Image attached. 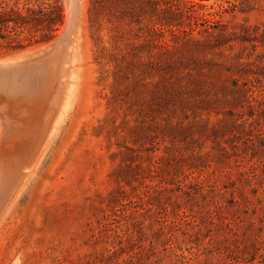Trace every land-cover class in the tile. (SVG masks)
<instances>
[{
    "label": "rangeland",
    "instance_id": "rangeland-1",
    "mask_svg": "<svg viewBox=\"0 0 264 264\" xmlns=\"http://www.w3.org/2000/svg\"><path fill=\"white\" fill-rule=\"evenodd\" d=\"M67 1L0 63L49 49ZM76 20L52 73L1 94L0 177L21 175L0 264H264V0H80Z\"/></svg>",
    "mask_w": 264,
    "mask_h": 264
},
{
    "label": "trees",
    "instance_id": "trees-1",
    "mask_svg": "<svg viewBox=\"0 0 264 264\" xmlns=\"http://www.w3.org/2000/svg\"><path fill=\"white\" fill-rule=\"evenodd\" d=\"M63 21L61 0H0V38L15 48L52 40Z\"/></svg>",
    "mask_w": 264,
    "mask_h": 264
},
{
    "label": "water",
    "instance_id": "water-1",
    "mask_svg": "<svg viewBox=\"0 0 264 264\" xmlns=\"http://www.w3.org/2000/svg\"><path fill=\"white\" fill-rule=\"evenodd\" d=\"M72 1H73L72 16L66 22L64 30H62L60 34L53 40L49 49H46L43 52L41 51L36 56H32L25 59H18L16 61L0 63V87H2L4 90L7 91L8 84L10 83H16L15 85L22 84L21 82L22 78H26L28 79V81H32L34 77H38V75L42 73L48 75L52 67L51 66L52 62L55 61L56 59H61L65 55V50L71 42L70 34L76 23V18L79 10V4H78L79 0H72ZM66 3L68 6L67 0ZM36 88H38V86H36ZM36 92L38 93V91ZM24 99H27V96L23 97V102L26 101ZM1 101H2L0 102L1 106H4L6 104L5 100H1ZM25 108H26L25 106H22V108L18 110H25ZM1 186L2 185H0V194H1Z\"/></svg>",
    "mask_w": 264,
    "mask_h": 264
},
{
    "label": "bare ground",
    "instance_id": "bare-ground-1",
    "mask_svg": "<svg viewBox=\"0 0 264 264\" xmlns=\"http://www.w3.org/2000/svg\"><path fill=\"white\" fill-rule=\"evenodd\" d=\"M72 1V0H71ZM82 1V0H81ZM79 3H80V0H79ZM78 3V4H79ZM72 4H73V1H72V3H71V6H72ZM69 10V9H68ZM68 12H70V11H68ZM71 15V14H70ZM77 19V18H76ZM77 21V20H76ZM76 25V24H75ZM76 28V27H75ZM75 28L73 29V32L75 31ZM72 34V33H71ZM73 37V36H72ZM71 37V38H72ZM71 43V42H70ZM69 49V48H68ZM73 51V50H72ZM69 52H70V50H69ZM73 54V53H72ZM66 56V55H65ZM66 58V57H65ZM70 60V59H69ZM63 61H65V60H63ZM63 61H61V62H63ZM68 63V62H67ZM58 64V63H57ZM74 64V63H73ZM72 64V65H73ZM61 65V64H60ZM55 66V65H54ZM53 66V67H54ZM56 67V66H55ZM58 67V66H57ZM62 68H63V71H64V67H60V69L62 70ZM66 68V67H65ZM53 69V68H52ZM56 69V68H55ZM54 69V70H55ZM70 71V70H69ZM74 70H72V72H73ZM49 72H51V71H49ZM72 72L69 74L68 73V75H70L71 76V74H72ZM52 73V72H51ZM53 74H56V72L55 73H53ZM53 74H52V76H53ZM59 74V73H58ZM57 74V75H58ZM74 74V73H73ZM56 75V76H57ZM59 75H61V74H59ZM58 75V76H59ZM63 75V74H62ZM51 76V75H50ZM48 77V76H47ZM46 77V78H47ZM55 77V76H54ZM62 78V79H61ZM60 79L61 80H63V76L61 77ZM38 79V78H37ZM59 79V78H58ZM66 81V80H65ZM48 82V81H47ZM51 81H49V83H50ZM54 83V82H53ZM52 83V84H53ZM8 84V83H7ZM16 83H10V84H8V86H7V91L6 90H4L2 87H0V101L1 100H3V98L4 97H1V94H4L5 95V98L7 99V98H11V97H13V96H15L16 95V93H17V85H15ZM45 84H47V83H45ZM49 85V84H48ZM43 86H44V84H43ZM42 86V87H43ZM45 86H47V85H45ZM51 86H55V85H51ZM41 87V88H42ZM61 87V86H60ZM50 88V87H49ZM52 88V87H51ZM38 89V88H37ZM58 89V88H57ZM68 89V88H67ZM51 90V89H50ZM49 90H47V92H48ZM52 91V90H51ZM54 91H55V89H54ZM53 91V92H54ZM19 93V92H18ZM55 93H57V92H55ZM21 95H23V94H21ZM26 95V94H25ZM24 95V96H25ZM44 95H46V94H44ZM52 95H53V93H52ZM55 95H58V94H55ZM11 96V97H10ZM54 96V95H53ZM27 97H28V95H27ZM50 97V96H49ZM67 97V96H66ZM15 98V97H14ZM16 98H17V96H16ZM11 99H13V98H11ZM20 99V98H19ZM67 99V98H66ZM15 100V99H14ZM23 100V99H22ZM35 100V99H34ZM12 101V100H11ZM19 101V100H18ZM51 101H53L52 103H54V99H52ZM28 102V101H27ZM36 102H38V101H36ZM7 103V102H6ZM12 103V102H11ZM18 103V102H17ZM25 103V102H24ZM24 103H23V105H24ZM39 103V102H38ZM42 103L43 102H41V105H42ZM49 103H51V102H49ZM48 103V104H49ZM19 104V103H18ZM21 104V103H20ZM37 104V103H36ZM45 104V103H44ZM56 104V103H55ZM7 105H8V103H7ZM40 105V104H39ZM46 105V104H45ZM53 105V104H52ZM22 106V105H21ZM54 106V105H53ZM1 107V106H0ZM37 108H38V106H36ZM35 107V108H36ZM40 107V106H39ZM46 107V106H45ZM64 107V106H63ZM4 108H6V107H3V109ZM36 108V109H37ZM65 108H67V107H65ZM64 108V109H65ZM2 109V108H1ZM41 109L43 110V107L41 106V108H40V110L39 111H41ZM45 110V109H44ZM1 111V110H0ZM12 111V110H11ZM16 111V110H15ZM24 111V110H23ZM50 111V110H49ZM63 111V110H62ZM14 112V111H13ZM17 112V111H16ZM20 112V111H19ZM28 112V111H27ZM47 112V111H46ZM53 112V111H52ZM5 113V112H4ZM36 113H37V111H36ZM39 113V112H38ZM38 113L36 114V115H38ZM41 113L43 114L44 112L43 111H41ZM62 113V112H61ZM19 114V113H18ZM21 114V113H20ZM45 115H46V113H44ZM43 114V115H44ZM49 114V113H48ZM0 115L1 116H3L1 113H0ZM28 115H29V113H28ZM10 116H12V114H10ZM24 116V115H23ZM52 116V115H51ZM17 117V116H16ZM46 117H47V115H46ZM57 117V116H56ZM3 118V117H2ZM21 118V117H20ZM19 118V119H20ZM44 118V117H43ZM48 118V117H47ZM1 119V118H0ZM4 119V118H3ZM2 119V120H3ZM57 119V118H56ZM55 119V120H56ZM58 119H60V118H58ZM11 120H13V119H11ZM15 120V119H14ZM13 120V121H14ZM20 120H22V118L20 119ZM23 121V120H22ZM45 121V120H44ZM50 121H52V120H50ZM54 121V120H53ZM57 121V120H56ZM55 121V122H56ZM5 122V121H4ZM19 122V121H18ZM46 122V121H45ZM58 122V121H57ZM12 123V122H11ZM16 123H17V121H16ZM21 123V122H20ZM23 123V122H22ZM1 124H3V123H1ZM19 124V123H18ZM17 124V125H18ZM43 124V123H42ZM50 124V123H49ZM52 124H54L53 122H52ZM27 125V124H26ZM30 126V125H29ZM50 126V125H49ZM55 126V125H54ZM23 127V126H22ZM27 127V126H26ZM42 127V125L40 126V128ZM51 127V126H50ZM5 128V127H4ZM33 128H35V127H33ZM53 128H55V127H53L52 126V128L50 129L51 131H52V129ZM49 129V128H48ZM30 130V129H29ZM6 131V130H5ZM54 131V130H53ZM25 132V131H24ZM31 132V131H30ZM33 132V131H32ZM43 132V131H42ZM38 135V134H37ZM48 135V134H47ZM49 135H52L51 134V132L49 133ZM48 135V136H49ZM30 136V135H29ZM46 137V136H45ZM6 139V138H5ZM47 140V139H46ZM24 142V141H23ZM10 144V143H9ZM27 146H28V143H27ZM32 146V145H31ZM43 146H45L44 145V143H43ZM35 149V148H34ZM33 149V150H34ZM40 150H42V149H40ZM30 157H32V156H30ZM34 159V158H33ZM15 162V161H14ZM13 162V163H14ZM17 162V161H16ZM32 163V162H31ZM0 164L2 165V162H0ZM24 164V163H23ZM14 165H16V164H14ZM32 165H33V163H32ZM31 165V166H32ZM25 167V166H24ZM28 167V166H27ZM5 169V168H4ZM32 169V168H31ZM30 169V170H31ZM29 171V170H28ZM31 171H33V169L31 170ZM1 173V172H0ZM30 173V172H29ZM20 175H21V172H18L17 173V176L15 177V179H13V182H12V184H10V185H8V180L6 181V179H3V178H1L0 177V185H2L1 186V194H0V209H3V207H4V205L6 204V202H7V200H8V198H9V196L11 195V193L13 192V190L16 188V186L18 185V183H19V179H20ZM28 176V175H27ZM6 178V177H5ZM25 178V177H24ZM18 188V187H17ZM10 198H12V197H10ZM9 203V202H8ZM6 205H8V204H6ZM2 213V212H1ZM3 214V213H2Z\"/></svg>",
    "mask_w": 264,
    "mask_h": 264
}]
</instances>
